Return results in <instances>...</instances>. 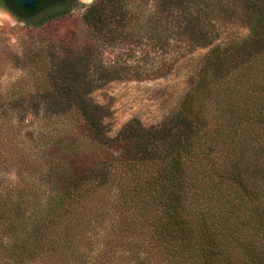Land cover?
<instances>
[{
  "label": "trees",
  "instance_id": "trees-1",
  "mask_svg": "<svg viewBox=\"0 0 264 264\" xmlns=\"http://www.w3.org/2000/svg\"><path fill=\"white\" fill-rule=\"evenodd\" d=\"M53 1L27 8L7 3L29 21ZM140 1L95 0L82 17L100 32L121 23L129 33L125 14ZM155 2L164 14L180 5L182 34L190 42L210 46L235 19L248 33L210 46L197 81L171 117L151 127L133 119L113 137L105 135L100 106L88 96L101 78L81 77L89 59L62 57L57 75L41 82L45 94L36 99L44 108L33 104L31 114L46 122L59 114L80 116L119 151L90 168L82 184L66 175L53 191L54 206L41 211L34 226H25L31 216L22 219L27 200L1 197L0 259L75 264L95 250L92 264H264V0ZM37 56L48 58L43 51ZM50 105L62 108L49 112ZM30 164L43 171L41 163ZM99 230L100 248L89 242ZM17 233L32 238L29 247L28 236L12 238Z\"/></svg>",
  "mask_w": 264,
  "mask_h": 264
},
{
  "label": "rangeland",
  "instance_id": "rangeland-1",
  "mask_svg": "<svg viewBox=\"0 0 264 264\" xmlns=\"http://www.w3.org/2000/svg\"><path fill=\"white\" fill-rule=\"evenodd\" d=\"M94 1L54 0L43 4L25 21L15 15L7 0H0V198L27 200L22 218L29 222L28 217H32L30 224L25 222L27 228L41 219V211L54 206L53 191L62 185L66 175L79 177L77 182L82 184L90 168L119 151L108 139L93 134L80 116L59 114L46 122L31 114L33 104L40 110L44 108L36 99L45 94L41 82L57 75L62 57L89 59L84 62L81 77L101 78L88 96L100 106L105 135L113 137L133 119L151 127L171 117L197 81V72L205 63L210 46L226 44L248 33L247 26L235 19L232 25L222 27L218 36H213L210 46L190 42L182 34L180 5L176 12L164 14L159 12L155 0L130 5L124 20L131 24L129 33L123 32L121 23L100 32L82 17ZM63 10L64 15L49 17ZM240 10L236 14L242 16ZM174 13L179 16L178 21L171 17ZM42 18L48 19L39 24ZM40 51L48 58L38 57ZM60 108L50 105L47 111ZM34 162L41 163V173L30 164ZM94 230L95 227L91 229ZM22 236L28 235L17 233L18 239L12 238L19 240ZM102 236L99 230L98 236L94 239L92 235L89 242L100 248ZM12 238L7 237L6 242L9 244ZM29 239L26 247L32 242ZM95 254L92 250L88 253L89 261L78 260L75 264H92L90 260ZM35 259L9 262L2 258L0 264L41 263ZM49 259L45 264L55 263ZM59 264L70 261L64 259Z\"/></svg>",
  "mask_w": 264,
  "mask_h": 264
},
{
  "label": "water",
  "instance_id": "water-1",
  "mask_svg": "<svg viewBox=\"0 0 264 264\" xmlns=\"http://www.w3.org/2000/svg\"><path fill=\"white\" fill-rule=\"evenodd\" d=\"M16 2H18L22 7H31L34 4H36L39 0H15ZM6 12H8L9 14H11L9 11L5 10Z\"/></svg>",
  "mask_w": 264,
  "mask_h": 264
}]
</instances>
